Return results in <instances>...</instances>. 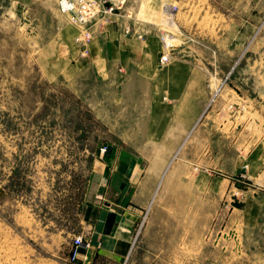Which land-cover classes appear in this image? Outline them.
I'll return each mask as SVG.
<instances>
[{
	"label": "rangeland",
	"instance_id": "rangeland-1",
	"mask_svg": "<svg viewBox=\"0 0 264 264\" xmlns=\"http://www.w3.org/2000/svg\"><path fill=\"white\" fill-rule=\"evenodd\" d=\"M163 2L178 6L181 54L217 62L197 169L213 160L209 178L236 176L237 189L200 193L197 207L146 211L123 256L96 248L74 257L86 209L105 201L116 163L111 115L100 111L106 86L93 74L50 80L36 61L63 16L57 4L0 0V264H264V197L254 228L232 229L242 215L230 213L233 195L244 207L264 194V0H159L150 26ZM139 4L146 11L138 1L133 15ZM232 232L248 235L234 257L223 248Z\"/></svg>",
	"mask_w": 264,
	"mask_h": 264
},
{
	"label": "crops",
	"instance_id": "crops-1",
	"mask_svg": "<svg viewBox=\"0 0 264 264\" xmlns=\"http://www.w3.org/2000/svg\"><path fill=\"white\" fill-rule=\"evenodd\" d=\"M12 1L20 6L48 1L57 4L56 0ZM138 1L143 0H126L127 10L131 11ZM144 1L146 11L142 13L139 4V10L133 12L137 30L151 28L149 23L153 22L147 23L145 19L154 7L157 11L159 2ZM63 16L52 24V35L41 45L36 61L50 80L62 77L69 82L93 74L95 79L104 82L102 100L106 105L100 111L111 115V155L116 162L109 185L100 195L105 196V201L93 206L85 220L83 237L91 248L82 247L79 257L87 258L89 251L96 248L123 256L118 243H129L134 225L146 211L150 214L154 209L197 207L200 193L214 195L215 189L218 193L237 189L236 176L218 174L214 179L209 178V162L215 168V161L205 160L202 173L197 169L200 133L209 127L200 118L215 92L212 82L217 72L212 64L217 62L202 56L180 55L161 66L162 46L157 34L152 31L144 39L135 35L120 37L123 21L119 19L116 24H106L103 30L95 32L88 44V54L83 56L75 42L78 28L67 23V17ZM225 77L226 73L220 78ZM132 159L136 165L130 177L123 179L118 168L121 163L128 165ZM170 161L175 163L173 168ZM216 167L221 169V164ZM212 183L213 190L209 189ZM239 195L236 198L233 195L230 213H240L242 220L240 224H231V228L239 226L249 230L258 225L262 210L260 198L264 194L244 207H236L235 202H241L242 194ZM110 210L117 216L111 234L104 235L102 227ZM246 236L245 232H232L224 237V251L231 257L243 254Z\"/></svg>",
	"mask_w": 264,
	"mask_h": 264
},
{
	"label": "built area",
	"instance_id": "built-area-1",
	"mask_svg": "<svg viewBox=\"0 0 264 264\" xmlns=\"http://www.w3.org/2000/svg\"><path fill=\"white\" fill-rule=\"evenodd\" d=\"M59 11L67 17L70 24L78 28L79 33L75 37V42L80 48V54H88V44L97 30H103V26L109 23L116 24L121 20L122 26L119 32L120 37L135 35L144 39L152 31L157 34L161 42V53L159 64L166 65L174 58L183 55L177 43L178 26L176 22L177 5L164 2L160 10V21L153 24L151 28H139L134 26L136 18L126 9V0H57ZM170 22L174 27L169 25ZM179 32V31H178ZM106 148H100V153H104ZM75 247L74 257L78 255V249L89 247L90 243L85 242L82 237L73 239Z\"/></svg>",
	"mask_w": 264,
	"mask_h": 264
},
{
	"label": "water",
	"instance_id": "water-1",
	"mask_svg": "<svg viewBox=\"0 0 264 264\" xmlns=\"http://www.w3.org/2000/svg\"><path fill=\"white\" fill-rule=\"evenodd\" d=\"M135 165H136V160L132 159L127 166V169L125 172L126 177H130ZM123 187H124V183L122 182L120 184V188L122 189ZM91 211H92V206H88L86 209V212H85L84 220H88V218L91 214ZM116 216H117V213L115 211H112V210H110L106 213V217L104 219V223H103V227H102V233L104 235H110L111 234L115 220H116Z\"/></svg>",
	"mask_w": 264,
	"mask_h": 264
},
{
	"label": "trees",
	"instance_id": "trees-1",
	"mask_svg": "<svg viewBox=\"0 0 264 264\" xmlns=\"http://www.w3.org/2000/svg\"><path fill=\"white\" fill-rule=\"evenodd\" d=\"M127 164L126 163H121L118 170L120 171L121 174H125L126 172V169H127ZM118 246H119V251L122 255H125L128 248H129V243L127 242H119L118 243ZM83 248H79L78 251L79 252H83Z\"/></svg>",
	"mask_w": 264,
	"mask_h": 264
},
{
	"label": "bare ground",
	"instance_id": "bare-ground-1",
	"mask_svg": "<svg viewBox=\"0 0 264 264\" xmlns=\"http://www.w3.org/2000/svg\"><path fill=\"white\" fill-rule=\"evenodd\" d=\"M164 3V2H163ZM162 3V4H163ZM169 3H171V2H169ZM162 4H161V6H162ZM172 4H174V3H172ZM175 5H177V4H175ZM160 10H161V8H160ZM177 10H178V6H177ZM159 13H160V11H159ZM175 18H176V16H175ZM177 22V21H176ZM169 23V25H171L172 27H174V25H172L170 22H168ZM177 26H178V24H177ZM159 38V37H158ZM160 40V39H159Z\"/></svg>",
	"mask_w": 264,
	"mask_h": 264
}]
</instances>
